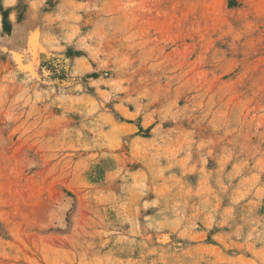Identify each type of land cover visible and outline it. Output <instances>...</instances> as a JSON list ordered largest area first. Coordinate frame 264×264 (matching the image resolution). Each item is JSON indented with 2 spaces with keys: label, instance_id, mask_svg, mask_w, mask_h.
<instances>
[{
  "label": "rangeland",
  "instance_id": "374dc122",
  "mask_svg": "<svg viewBox=\"0 0 264 264\" xmlns=\"http://www.w3.org/2000/svg\"><path fill=\"white\" fill-rule=\"evenodd\" d=\"M0 264H264V0H0Z\"/></svg>",
  "mask_w": 264,
  "mask_h": 264
}]
</instances>
